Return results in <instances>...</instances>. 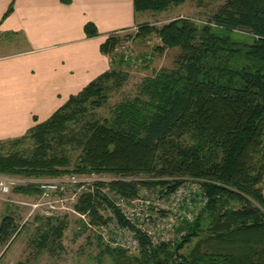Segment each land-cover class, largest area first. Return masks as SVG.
<instances>
[{
  "label": "trees",
  "instance_id": "obj_1",
  "mask_svg": "<svg viewBox=\"0 0 264 264\" xmlns=\"http://www.w3.org/2000/svg\"><path fill=\"white\" fill-rule=\"evenodd\" d=\"M188 0H133L136 12L163 11ZM198 6L222 1L198 22L174 18L161 26L143 23L136 37L160 39L156 50H177L171 66L154 70L133 100L98 117L94 109L108 102V93L130 76L126 53L115 51L124 38L111 33L101 44L110 55V70L98 75L63 106L17 139L0 141V174L24 179L76 175L151 177L142 181H103L75 205L95 224L105 223L99 188L133 197L142 187L168 192L187 176L199 184L191 195V219L176 228V238L152 244L142 231L135 252L108 245L116 264H264V0H197ZM88 36L98 29L86 24ZM149 66H145L147 69ZM35 147L29 155L19 147L27 135ZM54 144L80 148L77 162L54 153ZM170 177L172 179H165ZM15 191L39 192L34 184ZM107 198V197H105ZM200 198L207 202L199 206ZM190 203V204H191ZM113 211L128 224L117 207ZM15 215L0 222V247L11 246L21 233ZM66 220L47 216L35 241L42 252L61 241ZM135 229V227H133Z\"/></svg>",
  "mask_w": 264,
  "mask_h": 264
},
{
  "label": "crops",
  "instance_id": "obj_2",
  "mask_svg": "<svg viewBox=\"0 0 264 264\" xmlns=\"http://www.w3.org/2000/svg\"><path fill=\"white\" fill-rule=\"evenodd\" d=\"M134 12L133 0H0V49L26 46L0 52V141L26 134L110 70L101 44L137 25Z\"/></svg>",
  "mask_w": 264,
  "mask_h": 264
},
{
  "label": "rangeland",
  "instance_id": "obj_3",
  "mask_svg": "<svg viewBox=\"0 0 264 264\" xmlns=\"http://www.w3.org/2000/svg\"><path fill=\"white\" fill-rule=\"evenodd\" d=\"M221 3L222 1H218L209 6L203 5L199 7L197 0H188L186 3L178 6L172 4L163 11H135L134 16L138 23L137 25L133 26L132 29H120L113 32L117 33L119 37L122 36L124 38L123 45L120 44L116 48H118V52L123 50L131 57L130 59L125 57L127 61L129 60L130 66L123 68L130 76L120 88H113L109 91V100L104 106L94 109L97 116H110L112 108L116 104L135 99L140 92V85L147 75H151L154 70L162 67L168 68L173 63L172 60L177 50H168L163 54L156 50V46L160 44L159 38L154 36L146 39L136 37L140 25L150 23L161 26L167 23V21L178 18L179 16L192 17L198 22H201L202 19L210 16ZM23 47L24 44H15L13 51L0 49V52H9L4 54L20 53L26 46ZM107 56L109 58L110 55ZM145 66L149 67L144 69ZM26 138H29V134ZM4 145H6L5 147L7 149L21 151L26 155H29L32 148L35 147L34 140L31 138L27 139L19 147L11 146V142L4 143ZM54 145V153L65 157L67 156L72 161V164L77 162L76 158L80 151L79 147L74 144L66 145V147L58 146L57 144ZM91 176L102 180L114 178L107 174ZM15 178H21V180L14 184L9 194L6 196L0 194V222L5 215H9L10 213L15 215L16 220L20 224L19 230L21 233L12 241L9 248L7 247L8 245L6 247H0V264H116L111 254L106 253V255H101V251H103L106 245L113 249L125 247L121 245L114 246L106 240H103L95 230L98 224L92 223L93 217L89 213L80 212L77 208L75 209V206L74 209L68 210L70 207L69 202L66 205L68 207L67 210H61L60 213L54 215L53 213L45 212L46 208H43L44 206L33 209L32 204L39 199V192H35L32 195H25L15 191V188L21 186V184H30L28 179L22 177ZM82 213H85L83 217L80 216ZM104 213H108L107 208L102 209V214L105 216ZM47 216L52 217L56 221L66 220L67 228L61 241L53 245L50 244L51 248L47 247L44 251L39 252L37 251L35 241L40 236L38 229H41L42 223L45 222ZM88 224L92 225V227Z\"/></svg>",
  "mask_w": 264,
  "mask_h": 264
},
{
  "label": "built area",
  "instance_id": "obj_4",
  "mask_svg": "<svg viewBox=\"0 0 264 264\" xmlns=\"http://www.w3.org/2000/svg\"><path fill=\"white\" fill-rule=\"evenodd\" d=\"M115 51H118V48H115ZM126 58L130 59L131 57L126 53ZM109 60H111L110 56ZM91 175L78 176L67 173L56 178L28 179L30 184H34L39 189V199L32 204V208L44 206L45 212L54 215L60 213L61 210H67L68 202L71 207L68 210L74 209L81 196L85 193H94L97 182L115 180L138 182L151 178L138 174L126 178L114 177L102 180ZM163 178L172 179L170 177ZM175 179L182 180V182L171 192L160 185L154 188L142 186L138 190V194L133 197H125L122 193L110 191L107 187L99 188L98 198L103 202L102 209L107 208L108 210L107 214L104 213L108 220L97 225L95 230L98 235L114 246L121 245L127 250L135 252L141 250L142 247L136 237V230L146 234L152 244L175 239L176 228L179 224L187 218L191 219L190 206L192 207V203L190 198L199 188V184L193 182L186 175L175 177ZM19 180L21 178L0 175V194L5 196L9 194L14 184ZM199 201V206L207 202L204 198H200ZM71 204L74 205L71 206ZM112 206L118 208L128 224L121 223ZM84 214L82 213L80 216L83 217ZM89 226L92 227V225Z\"/></svg>",
  "mask_w": 264,
  "mask_h": 264
}]
</instances>
